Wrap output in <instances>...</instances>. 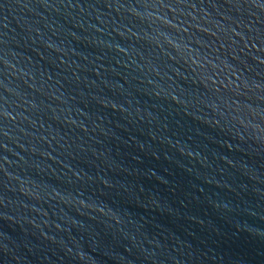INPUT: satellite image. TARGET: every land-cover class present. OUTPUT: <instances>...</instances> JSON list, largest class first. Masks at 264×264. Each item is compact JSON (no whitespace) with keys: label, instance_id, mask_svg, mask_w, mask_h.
<instances>
[{"label":"water","instance_id":"1","mask_svg":"<svg viewBox=\"0 0 264 264\" xmlns=\"http://www.w3.org/2000/svg\"><path fill=\"white\" fill-rule=\"evenodd\" d=\"M0 258L264 264V0H0Z\"/></svg>","mask_w":264,"mask_h":264}]
</instances>
